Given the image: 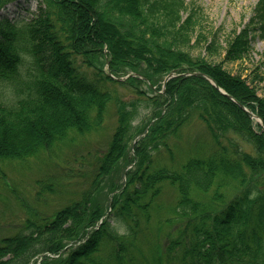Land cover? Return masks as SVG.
<instances>
[{
	"label": "trees",
	"instance_id": "16d2710c",
	"mask_svg": "<svg viewBox=\"0 0 264 264\" xmlns=\"http://www.w3.org/2000/svg\"><path fill=\"white\" fill-rule=\"evenodd\" d=\"M12 1L0 0V12ZM186 3L40 0L29 20L0 15V160L95 132L110 106L117 116L88 186L2 236L0 264H264V97L224 66L252 50L253 28L235 30L226 46L205 44L222 55L212 61L197 51L202 32L193 43ZM253 13L264 32V0ZM194 118L215 149L173 169L161 157L174 160L170 140ZM165 184L174 203L158 200ZM154 215L166 233L148 256L142 240Z\"/></svg>",
	"mask_w": 264,
	"mask_h": 264
},
{
	"label": "rangeland",
	"instance_id": "374dc122",
	"mask_svg": "<svg viewBox=\"0 0 264 264\" xmlns=\"http://www.w3.org/2000/svg\"><path fill=\"white\" fill-rule=\"evenodd\" d=\"M39 1L14 0L1 10L0 15L18 22L29 20L37 11ZM258 1L186 0V5L188 13L193 14L195 21L193 43L196 36L202 32L206 40L201 41L197 51L206 54L212 61H220L222 55L219 51L211 54L204 49L205 44L215 39L223 47L235 30L239 31L246 25L253 28L252 50L245 58L233 63L225 62L224 66L233 74L240 73L257 93L264 97V32L257 22V15L253 13ZM104 67L109 71L108 66ZM148 85L143 87L150 93ZM115 88L125 99L135 96L127 88ZM8 97L11 98L12 93L9 92ZM107 111L103 126L95 132L75 135L73 141L62 143L51 150H42L35 156L19 160H0V238L22 229L32 211L41 215L50 214L88 186L96 169V161L105 151L117 124L115 108L110 106ZM146 112H142L143 115ZM170 141L175 152L174 160L171 161L168 154H163L161 160L170 164L173 169L179 168L189 157H201L215 149L214 139L198 118L184 125L179 135ZM176 194L175 187L165 184L158 200L162 204H171L175 202ZM156 217L154 215L149 226L150 238L142 240V249L148 256L155 239L160 240L166 233L164 226L161 228L160 224H157Z\"/></svg>",
	"mask_w": 264,
	"mask_h": 264
},
{
	"label": "water",
	"instance_id": "95a60500",
	"mask_svg": "<svg viewBox=\"0 0 264 264\" xmlns=\"http://www.w3.org/2000/svg\"><path fill=\"white\" fill-rule=\"evenodd\" d=\"M191 74H199L198 72H192V73H190V74H188V75H191ZM205 76H206V78L208 79V80H210V82L214 85L215 84V86L220 90V92L221 93H223V94H227L226 92H224L218 85H217V83H215L208 75H206L205 73H203ZM174 76H177V74H175V73H169V75L165 78V80H164V84L167 82V81H169L170 80V78L171 77H174ZM119 80H122V79H124V78H118ZM230 98H232L236 103H238V105H240L249 115H251L253 118H256L259 122L260 121H262V119L260 118V116H258V115H256V114H254L252 111H250L249 109H247L243 104H241L239 101H236L230 94H227Z\"/></svg>",
	"mask_w": 264,
	"mask_h": 264
}]
</instances>
